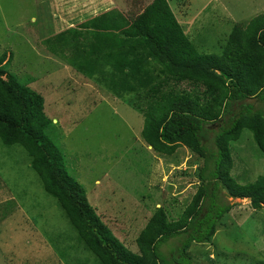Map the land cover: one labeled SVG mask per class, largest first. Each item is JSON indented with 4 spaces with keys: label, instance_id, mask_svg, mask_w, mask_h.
<instances>
[{
    "label": "rangeland",
    "instance_id": "1",
    "mask_svg": "<svg viewBox=\"0 0 264 264\" xmlns=\"http://www.w3.org/2000/svg\"><path fill=\"white\" fill-rule=\"evenodd\" d=\"M151 1L0 0V55L12 58L7 72L21 82L31 79L29 88L44 98L45 115L57 125L53 142L65 157V170L102 222L118 220L121 232L116 235L134 254L135 240L155 209L164 208L169 220H176L190 203L202 161L185 148L172 156L155 154L140 136L142 117L77 74L68 54L61 59L47 51L43 41L70 28L91 29L90 20L109 9L128 17L134 6L140 5V11ZM166 1L184 29L195 18L192 32L206 27L205 33L188 34L196 50L206 55L222 53L232 27L264 14V0ZM107 36L95 39L102 52L108 49ZM253 104L264 110L262 102ZM231 149L230 175L242 176L238 183L264 177V154L249 132ZM223 202L235 206L219 220L212 241L191 244L185 258L196 264H264V211L252 210L246 200ZM180 242L162 245L163 259L182 263ZM0 264H99L43 191L26 152L1 142Z\"/></svg>",
    "mask_w": 264,
    "mask_h": 264
},
{
    "label": "trees",
    "instance_id": "2",
    "mask_svg": "<svg viewBox=\"0 0 264 264\" xmlns=\"http://www.w3.org/2000/svg\"><path fill=\"white\" fill-rule=\"evenodd\" d=\"M134 7L128 17L108 10L90 20L91 29L70 28L43 45L61 59L69 55L77 74L137 112L140 136L155 154L172 156L185 148L202 161L196 193L179 218L169 220L164 208L155 209L135 240L137 254L130 252L116 235L118 220L102 222L68 175L44 98L29 88L31 79L21 82L7 72L12 58L6 53L0 55V142L26 152L43 191L99 264H196L183 253L212 241L219 220L235 206L224 199L246 200L252 210L264 211V177L240 184L230 175L231 146L244 131L264 154V110L253 104H264V14L235 25L222 53L206 55L190 42L166 0ZM103 34L110 39L104 52L95 47ZM180 238L182 263L163 259L160 247Z\"/></svg>",
    "mask_w": 264,
    "mask_h": 264
},
{
    "label": "crops",
    "instance_id": "3",
    "mask_svg": "<svg viewBox=\"0 0 264 264\" xmlns=\"http://www.w3.org/2000/svg\"><path fill=\"white\" fill-rule=\"evenodd\" d=\"M140 7V5H137L136 6V8H139ZM110 10V9H109ZM193 24H197V19L195 18V20H194V22H193V20L190 22V23H186V25H185V28L186 29H184V33H185V35L188 37L189 35L188 34H190V32L191 33H194V34H196V35H198V34H202V33H205V30H206V27H202V26H200V28H196L195 30H193V32H192V28H191V26H193ZM181 26H183V25H181ZM233 28V27H232ZM191 30V31H190ZM232 30V29H231ZM231 32V31H230ZM196 35H193V37H192V39H194L195 38V36ZM188 39H189V37H188ZM190 40V39H189ZM191 42V41H190ZM192 43V42H191ZM193 44V43H192Z\"/></svg>",
    "mask_w": 264,
    "mask_h": 264
},
{
    "label": "clouds",
    "instance_id": "4",
    "mask_svg": "<svg viewBox=\"0 0 264 264\" xmlns=\"http://www.w3.org/2000/svg\"><path fill=\"white\" fill-rule=\"evenodd\" d=\"M149 149H151V148L149 147Z\"/></svg>",
    "mask_w": 264,
    "mask_h": 264
}]
</instances>
